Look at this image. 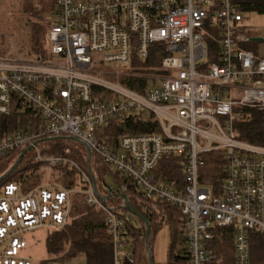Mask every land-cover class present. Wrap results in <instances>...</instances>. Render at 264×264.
Here are the masks:
<instances>
[{
	"label": "built area",
	"instance_id": "2783aa9c",
	"mask_svg": "<svg viewBox=\"0 0 264 264\" xmlns=\"http://www.w3.org/2000/svg\"><path fill=\"white\" fill-rule=\"evenodd\" d=\"M56 2L48 57L0 56V117L16 108L33 110L41 120L37 128L0 136V160L30 146L38 150L36 143L46 138L77 140L124 183L97 185L102 199L89 173L75 162L38 153L37 160L51 167L77 169L81 188L52 184L22 193L18 184H7L0 195V264H31L20 257L27 248L25 234L43 226L64 228L74 193L106 214L113 264H129L133 217L121 215L112 204L129 188L147 201L179 210L189 264L217 261L208 244L216 229L226 227L234 229L235 264H251L252 233L264 238V147L242 140L234 122L237 107L264 112V57L242 48L252 38L235 0ZM213 44L217 48L211 52ZM158 47L161 73L147 76L155 85L143 92L111 82L109 75L118 72L93 66L97 54L101 64L130 70L146 63ZM141 113L152 114L161 131L121 136L116 149L101 141L111 121ZM215 151L225 160L219 195L200 177L204 155ZM171 156L184 160L183 190L156 174L161 161Z\"/></svg>",
	"mask_w": 264,
	"mask_h": 264
},
{
	"label": "trees",
	"instance_id": "16d2710c",
	"mask_svg": "<svg viewBox=\"0 0 264 264\" xmlns=\"http://www.w3.org/2000/svg\"><path fill=\"white\" fill-rule=\"evenodd\" d=\"M20 1L23 17L28 19L31 45L29 53L44 56L49 30L58 16L57 2L56 0ZM235 3L244 17L249 14H264V0H235ZM249 44L253 43H246L242 45V48L249 49ZM212 47L217 48L216 45H211ZM161 50V47L152 50L149 60L146 63L134 64L133 71L145 75L161 73L160 63L163 57ZM214 60L211 53L210 62ZM121 84L143 92L147 87L155 85V82L149 78L134 76L123 78ZM235 113L237 118L234 128L239 137L246 142L264 147V112L257 108L237 107ZM40 124L41 120L33 110L21 112L15 108L9 115L0 117V136L37 128ZM159 131H161L160 125L152 114H127L123 118L111 121V124L101 132V141L108 147L116 149L121 136ZM37 147L44 157H66L75 162L80 170L88 172L86 149L76 141L65 138L55 140L46 138L40 140ZM24 150L13 151L0 160V178L12 168ZM204 161L205 165L200 171L201 182L211 185L213 193L219 195L225 178L222 170L225 162L223 154L217 151L207 153L204 155ZM183 162L182 157H166L159 164L156 174L174 189L183 190L185 187ZM44 165L49 166L45 162L36 160V150L30 151L10 177L0 183V195L9 183L18 184L22 193L35 188L37 186L35 173ZM91 166L99 189L101 183H105L107 174H110L114 184L124 183L123 178L113 173L112 169L103 164L94 154L91 157ZM53 168L65 172L63 185L66 189L72 190V184L74 185L75 182L80 184L77 169L68 164L53 166ZM67 177L72 178L71 182ZM80 195L73 197V208L68 224L62 229H53V232L47 236L45 243L48 259L42 264H69L77 259H83L85 264H113V245L108 232L106 214L90 206L84 195ZM122 195H126L131 205L150 223L151 249L156 233L162 226L168 224L173 231V241L167 264H189L187 239L179 210L167 203L147 201L141 193L129 188L112 201L113 206L121 215L133 217L124 209ZM137 224L140 225L132 223L128 226L133 242V259L129 264H149L146 249V224L139 219H137ZM233 241V227L216 229L215 238L209 242L208 247L216 253L217 261L208 264H235ZM250 250L251 264H264V238L261 234L252 233Z\"/></svg>",
	"mask_w": 264,
	"mask_h": 264
},
{
	"label": "rangeland",
	"instance_id": "374dc122",
	"mask_svg": "<svg viewBox=\"0 0 264 264\" xmlns=\"http://www.w3.org/2000/svg\"><path fill=\"white\" fill-rule=\"evenodd\" d=\"M21 7L22 3L20 0H0V56H7L16 59H28L34 58L36 56L35 53H29L31 45L29 38V25L27 21L28 19L27 17H23ZM244 24L245 26H247V28L250 29L248 34L251 38L262 37L264 30V14H249L245 17ZM252 43L253 44H249L250 46L248 50L254 52L257 56L264 57V42ZM211 52H213L212 48ZM43 55L45 57H48L49 55L48 44L46 42L45 54ZM101 60V56L97 54L93 55V66L97 69L107 72H118V76L112 77L111 75H109V80L116 84H121L122 79L127 77L126 73L134 72L133 70L135 69L133 68L129 70L127 68H115L114 66L101 64ZM134 74L136 77L147 78V76H149V74L145 75L136 72H134ZM38 153L42 155L39 150H36V160L38 157ZM111 169L113 173H115V170L113 168ZM35 175V181L37 182L36 187L58 184L66 188L63 185V180L66 176L65 172L63 171L61 172L60 170L55 169L51 166L44 165L38 169ZM67 179H69V182H71L72 180V178L68 177ZM105 182L108 184H114L110 174L106 175ZM72 187V190H76L78 188H81V184L75 182L74 185L72 184ZM75 195L81 196L78 193H74L73 197ZM137 219L138 218L133 216V224L139 226L140 224H137ZM52 232L53 228L43 226L33 232H28L27 234H25L24 238L27 243V248L20 252V257L28 259L31 264H42L43 261H46L48 259V256L45 240L47 236ZM172 234L173 231L168 224L162 226V228L156 233L152 242V251L154 262L156 264L168 263L170 246L172 245L173 241ZM69 264H85V261L83 259H77Z\"/></svg>",
	"mask_w": 264,
	"mask_h": 264
},
{
	"label": "water",
	"instance_id": "95a60500",
	"mask_svg": "<svg viewBox=\"0 0 264 264\" xmlns=\"http://www.w3.org/2000/svg\"><path fill=\"white\" fill-rule=\"evenodd\" d=\"M251 42H264V38H261V37H256V38H252L251 39ZM52 139H58V138H52ZM74 141V140H73ZM76 142L82 144L85 149H86V152H87V158H86V163H87V169H88V173L92 179V182H93V186H94V189L97 193V195L99 197L100 194L98 192V189H97V182H96V178H95V175L93 173V170H92V167H91V157H92V154H91V149L75 140ZM38 143H36L35 146H37ZM34 148V146H30L28 148H26L22 154L20 155V157L18 158V160L16 161V163L12 166V168L4 175L0 178V183H2L3 181H5L7 178L10 177V175L17 169V167L21 164V162L23 161V159L25 158V156L30 152L32 151ZM102 198V197H101ZM103 199V198H102ZM122 199H124V209L129 212L130 214H132L133 216H135L136 218H138L139 220H141L142 222H144L146 224V249H147V253H148V257H149V264H155L154 262V256H153V251L151 249V245H150V236H151V226H150V223L140 214L138 213V211L131 205V203L129 202L128 198L126 195H122Z\"/></svg>",
	"mask_w": 264,
	"mask_h": 264
}]
</instances>
